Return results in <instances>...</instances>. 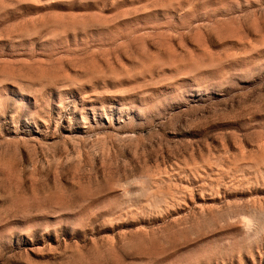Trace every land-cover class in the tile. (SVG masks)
<instances>
[{"label": "rangeland", "instance_id": "rangeland-1", "mask_svg": "<svg viewBox=\"0 0 264 264\" xmlns=\"http://www.w3.org/2000/svg\"><path fill=\"white\" fill-rule=\"evenodd\" d=\"M0 264H264V0H0Z\"/></svg>", "mask_w": 264, "mask_h": 264}]
</instances>
